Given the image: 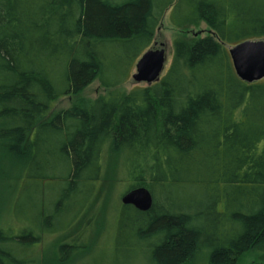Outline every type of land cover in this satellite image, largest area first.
Instances as JSON below:
<instances>
[{
	"label": "trees",
	"instance_id": "1",
	"mask_svg": "<svg viewBox=\"0 0 264 264\" xmlns=\"http://www.w3.org/2000/svg\"><path fill=\"white\" fill-rule=\"evenodd\" d=\"M168 11L176 30L210 34L177 36L160 81L121 91ZM257 39L264 0H0V147L23 159L13 215L24 182L43 190L26 226H0V264H36L42 236L77 225L109 146L128 192L147 188L153 206L122 204L112 241L92 254L85 225L59 246L58 264L82 253L80 264L264 257V80L242 81L228 51ZM94 82L107 96L48 118Z\"/></svg>",
	"mask_w": 264,
	"mask_h": 264
},
{
	"label": "rangeland",
	"instance_id": "2",
	"mask_svg": "<svg viewBox=\"0 0 264 264\" xmlns=\"http://www.w3.org/2000/svg\"><path fill=\"white\" fill-rule=\"evenodd\" d=\"M169 14L170 11L165 14L160 28L157 30L154 42L156 45L165 48V54L167 56L165 71L162 76L166 74L171 65L172 43L177 36L184 35L187 37H194L199 35L200 37H205L210 34V30L204 24L198 28L186 31L176 30L170 25ZM135 72L136 69H134L132 76ZM145 86V83L138 84L131 77L129 82L122 86L120 90L129 92L135 87ZM109 92L110 91L103 89L99 82H94L77 96H68L55 101L48 118L73 105L88 103L101 96H107ZM22 161L23 159L18 154H15L13 149L3 150L0 147V226L6 229L10 226L13 228L18 227L17 225L26 226V223L23 222L24 216L32 217L30 212L27 213L29 209L27 206L30 201L29 198L31 201L32 199L38 198L41 200L42 196L43 190L40 191L42 189V187H40L41 184L28 183L29 185H25L24 182L23 184L25 187L23 188L24 191L21 193V201L15 207V215H13V200L19 187V178L22 175V168L20 167ZM102 163V179L97 185L95 196L83 217L73 229L64 235L42 236L41 243L38 247L36 264H58L59 246L69 242L85 225L89 228L88 241L91 249L90 254L95 252L93 250L97 247L112 241L117 217L122 206L121 199L128 193V189L131 187L133 181L125 179L121 166L120 153H118L116 148L109 146V148L106 149ZM50 187H52V185H50L49 188ZM43 189H45V187ZM38 192H40V194ZM46 193L47 192H44V194ZM45 200H48V198ZM13 217L15 221H13ZM88 256L89 255L85 253L78 254L69 264H80ZM237 264H264V257L256 254H246L239 258Z\"/></svg>",
	"mask_w": 264,
	"mask_h": 264
},
{
	"label": "water",
	"instance_id": "3",
	"mask_svg": "<svg viewBox=\"0 0 264 264\" xmlns=\"http://www.w3.org/2000/svg\"><path fill=\"white\" fill-rule=\"evenodd\" d=\"M228 51L235 72L242 81L256 83L264 80V39L249 40L229 47ZM166 61L165 48L154 43L137 62L133 80L146 85L160 81ZM121 201L124 206H133L141 212H147L153 206V196L147 188L129 191Z\"/></svg>",
	"mask_w": 264,
	"mask_h": 264
}]
</instances>
